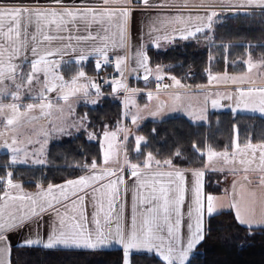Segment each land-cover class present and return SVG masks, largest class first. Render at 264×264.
Returning <instances> with one entry per match:
<instances>
[{
    "label": "crops",
    "instance_id": "obj_1",
    "mask_svg": "<svg viewBox=\"0 0 264 264\" xmlns=\"http://www.w3.org/2000/svg\"><path fill=\"white\" fill-rule=\"evenodd\" d=\"M240 2L241 0H147V4H145L144 0H131V2H129V0H107V3H105V0H62L60 4H57L56 0H0V6H24L40 11L56 10L58 12L63 8H69L74 11L77 9L81 11L84 9H94L97 13H103L102 15H97L95 19H93L91 15L86 19L77 18L74 23L68 24L63 31L59 32L56 31L54 27L50 28L44 21H41L45 34L64 38L63 40L59 38L54 39L45 46L51 50H60L58 55L48 57V60L53 64L58 61L59 66L49 68L60 70L64 77V80L60 81L61 86H63L61 88H69L71 87L70 83L78 77L80 71L89 74V71L92 69H97V62L101 64L100 68L97 70H101L106 65L103 59L96 53V48H105L108 57H125L126 59L121 70L125 77L132 79L137 71H142L135 57V53L137 50L141 49V46H143V51L146 55L148 49L151 47L166 49L176 40H181V37L187 35L188 31H195L196 27H204L209 24L207 17L213 11L216 12V15L212 17L210 27L219 22L220 19H223L225 17L223 13L226 11H235L237 14L240 11L262 10L255 5L248 6L246 4L243 8H240L238 7ZM105 9L115 14L108 15L105 13ZM124 10H127L126 15L123 14ZM210 27H205V30ZM31 31H36L35 22ZM198 34L200 33H197L196 36ZM90 36L96 37V39H91L89 38ZM69 37H72V39H69ZM190 38L193 37H189V39ZM157 42L159 44L158 47L156 46ZM121 43L123 45L122 47ZM82 53L87 56V59L77 63ZM26 55L29 61L34 58L30 51L27 52ZM244 62V67H239L234 71L212 72L208 82L204 85L196 84L189 86L185 83L179 81V83H177V81H175L174 86L172 84L170 86H165L164 89L162 88L163 90L155 91L154 94H161L160 100L166 99V102L163 103V107L157 106L158 109L162 108L159 109V115H166L164 117L183 115L191 121L197 119H203V121H205L211 112L223 110L233 111V109H235L233 112H249L264 117V113L258 110L259 101L261 99L260 92L264 90V75L255 74L253 76L254 79L249 78L251 73L264 70V59H254L249 56ZM147 67L152 72L151 74L150 72L149 74L142 73L143 76L141 79L144 81L145 76L154 75L153 72L158 71V67L160 66H151L148 61ZM29 71L30 63H25L23 67V79L17 77L18 80L24 81V84L27 83L25 88H32L37 85L36 82H31V84L27 82V73ZM220 75L223 77H220ZM82 81L85 82L83 79ZM10 82L12 81L4 80L0 83V86H5ZM118 85L119 84H117V86ZM114 86L116 85L112 87ZM119 90L123 98L127 95L126 92L129 91L131 93L143 92L142 96L145 99L144 93L148 94L149 92L147 88L139 89L137 87H131V90H126V92L123 91V89ZM42 92L46 93L40 90L39 92H29L23 95V98L21 97L20 102H18V105H20L19 111L17 113L10 112V115L4 113L5 115L3 114V116L5 119L13 118V121H16L20 120V117L27 118L42 112L41 109L37 111L40 103L47 104L45 102L47 93L43 99H38ZM181 93H185L186 96L190 97L192 103L197 101V97H195L196 94H206L208 97L204 100V103L202 101L203 105L201 108L195 109L194 106H186V110H182L183 104H186V102H180L183 103L180 109L175 107L177 104L174 99L176 95ZM73 94L75 99L76 97H83V94L86 96L85 99H87V101L90 100V98L96 99L98 95L97 91L95 92V88H89L85 83H76L72 93L67 94L66 91H56L52 92V96L50 97L53 100L56 99L60 101L62 100L60 97L67 95L70 97ZM191 97L194 98L192 99ZM3 99L9 103L12 101V97L7 95L4 96ZM214 101L216 102L215 107L213 106ZM29 104H33L34 107L28 109L27 105ZM72 104L75 106V103ZM253 108L256 110L253 111ZM172 112L173 114H168ZM48 114H50V117L46 119L50 123L58 117L56 113L53 116L51 113ZM23 125L26 124H19V126ZM81 132L86 134L84 130ZM56 141L60 140L57 139ZM53 142H55V140H52L50 145ZM263 144L264 142L244 143L238 138H235L230 148L209 151L211 154L215 153L216 155H211L209 158L207 154L204 165L199 168L178 167L173 165V163H160L157 165L152 164L153 161L148 168H145L143 165L146 162L147 156L143 160L133 158L127 151L125 144L120 150L118 159L115 162H107L103 157V153H101V161L96 164V169L94 171L91 169V166H88L75 176L58 183L49 184L63 186L67 181L77 180L82 176L98 177L97 180H93L84 186H76L75 188L68 186L65 188L64 193L56 189H54L52 193H48L47 199L52 200L53 197H55V200L53 201V207L47 208L46 211L41 214L43 221L42 225L36 223V221L40 220V216H36L32 221L25 223L23 228L13 229L7 232V238L11 242L12 247L10 254L6 253L0 256V259H3L6 264H11L12 248L26 238L35 239L39 237L42 241H46L51 227L54 224L59 226L60 219L65 221L66 227L69 224H82L85 234L87 235L88 232L94 233L95 231V225L92 222L94 212L98 213L97 218L100 219L101 224H104V214L111 212V228L113 232L117 223H119L122 230L127 232L131 229L134 215L137 225L139 226L141 223V214L146 207V205L141 204V197L151 198L154 194L158 196L161 186L169 189L168 194L172 201L181 195L184 197L183 202L179 205V217H177L175 211H173L171 214V221L174 224L177 218L180 219V234L182 239L186 238L188 233L187 225L190 222L188 211L194 199V188L196 185L195 172L203 173L201 178V195L204 203L202 218L204 231L205 221L209 216L207 214V197L209 195L213 197L212 205L215 210L214 213L222 210H231L235 215L237 208H239L242 212H247L254 219L258 220L261 215L264 214V168L259 175H255L254 173L251 178L250 174H248L250 173L248 172V168L244 167L250 165L251 159L250 155H245L251 154L252 148L260 150L261 146H264ZM50 145L44 152V164H33L31 161H26L25 163L11 165V154L7 151L8 158L5 162L0 163V166L5 167L8 165V167H5L6 173H12L11 167L15 166H47L49 164L48 151ZM262 150H264V148H262ZM240 153H244L241 159L238 157ZM220 155L224 157L219 158ZM128 158H130L131 161ZM154 159L156 158L153 156V160ZM211 160L213 162H210ZM132 164L139 165L136 169V171L140 173L138 178L131 176V172L133 171L131 168ZM261 164L264 165V160ZM207 171L217 172V174L213 176V179L215 184L220 187L218 192H211L206 189ZM177 172L181 173V178H177L175 175ZM169 173L172 175H168ZM2 178L3 185L1 186L2 191L0 196L5 197V200L0 201V205H9V207H6L5 216H7L9 212H14L19 215L21 212L29 211L32 207L31 202L26 200H16L13 204V202L7 200L8 196H32L34 199H37L41 192L47 193L49 187V185H46L36 189H28L20 180L11 178L14 184L21 185L20 188H13L7 185L6 175H3ZM121 179L123 183L119 182ZM114 181L116 183L113 184L111 188L106 187V185ZM65 195L67 198H65ZM113 196H115V199H113ZM80 197H83V200H81ZM110 201L112 204L111 208H109ZM39 202H43L42 198L38 200V203ZM155 203H162V200L156 201ZM232 205H236V207L234 208ZM101 206L103 207V211H100ZM57 210L59 211V217L55 214ZM192 222L194 223V221ZM108 227V225H105V231H107ZM166 234L165 230L164 235L166 236ZM33 247L43 248L42 245ZM56 248L63 247L58 246ZM113 248L123 251L122 246L114 242L101 249ZM63 249L89 250L86 248ZM133 253L148 252H138L134 249L130 250L129 264H132L131 254ZM151 254L155 255L154 252ZM162 263L164 264L163 261Z\"/></svg>",
    "mask_w": 264,
    "mask_h": 264
},
{
    "label": "trees",
    "instance_id": "obj_2",
    "mask_svg": "<svg viewBox=\"0 0 264 264\" xmlns=\"http://www.w3.org/2000/svg\"><path fill=\"white\" fill-rule=\"evenodd\" d=\"M207 41L214 43L208 47ZM147 56L151 66H167L179 82L204 85L209 79V67L212 72L234 71L237 70L233 68L234 60H240L237 65L244 67L247 57L261 59L264 56V10L225 16L193 38L176 40L166 49L149 48ZM99 73L95 68L89 71V74ZM139 82L146 84V80ZM78 113L88 117L90 129H101L106 124L114 126L121 116L122 103L108 96L97 106H79ZM138 133L144 141L140 150L131 155L133 158L143 160L151 153L163 163L171 160L178 167L199 168L204 165L209 151L228 149L235 138L244 143L264 142V117L223 110L211 112L205 121L194 122L183 115H171L144 121ZM101 153L99 141L89 140L83 132L77 133L50 145L47 166L12 167L11 178L20 180L28 189L58 183L86 168L80 166H91L94 161L100 163ZM7 158L6 152L1 153L0 163ZM5 174L6 168L0 166V175ZM216 174L206 172L208 191L220 190L213 179ZM204 234L205 239L195 249L189 264H264V228L257 227L249 234L246 226L238 224L233 211L222 210L208 216ZM123 259V251L117 248L76 250L14 246L11 251V264H124ZM131 263L163 264L149 253L131 254Z\"/></svg>",
    "mask_w": 264,
    "mask_h": 264
},
{
    "label": "snow or ice",
    "instance_id": "obj_3",
    "mask_svg": "<svg viewBox=\"0 0 264 264\" xmlns=\"http://www.w3.org/2000/svg\"><path fill=\"white\" fill-rule=\"evenodd\" d=\"M62 0H56L57 4H60ZM131 2V0H129ZM107 3V0H105ZM144 3L147 4V0H144ZM252 6L255 5L260 9L264 10V0H241L238 7L243 8L244 6ZM108 15L115 14L114 12H108L107 9L104 10ZM103 13H97L94 9H84L83 11L77 9L72 10L69 8H63L61 11L56 10H45L40 11L38 9L27 8L24 6H16V7H5L0 6V83L4 80H11L15 82L17 77L23 79V67L25 63H30V71L27 73V82L31 84L33 80L38 79V73L43 71L45 75V91L51 92L54 90L53 87L47 85V77H48V68L49 67H58L59 62H55L53 64L48 60V57H54L60 53V50H51L45 45L49 44L54 39H61L63 37H55L48 34H45L43 31V25L41 21H44L50 28L54 27L56 31H63L68 24L74 23L77 18L86 19L89 15L96 18L97 15H102ZM124 15L127 14V10H124ZM216 15V12H212L208 17L209 24L204 27H196L195 31H188L187 35H183L182 39H189V37H195L197 33H201L205 30V27L211 26L212 17ZM36 25V31H31L33 25ZM91 39H96V37H89ZM72 39V37H69ZM121 43V47H122ZM158 47V42L156 43ZM31 52L33 59L28 60L27 52ZM96 53L99 57H101L104 63H108L109 57L105 48H96ZM135 57L139 67L144 68L145 71H149L148 57L146 53L143 51V46H141L140 50H137L135 53ZM87 56L83 53L79 56L80 61L86 60ZM125 57L116 56L115 65L116 70L121 71L122 65L124 64ZM19 61V62H17ZM43 66V67H42ZM101 64L97 62L96 67L99 69ZM85 73L80 71L78 73L79 77H83ZM57 80L62 79V77H55ZM145 80L148 79L147 76L144 77ZM157 80H160L161 77L157 76ZM174 79V78H173ZM107 82V81H106ZM119 83V82H116ZM177 83H179L177 81ZM123 86V85H121ZM63 87V86H61ZM92 87L96 88L98 94H100V89L97 85L93 84ZM17 91L12 93H3L0 95H11L13 101L20 100L19 90L21 85H16ZM117 88L113 87V92H116ZM261 99L259 101V111L264 113V90L260 92ZM44 93H41V96L38 99H43ZM60 99H67V96H62ZM51 101H48V106H51ZM213 106H216V102H213ZM247 106V104H246ZM9 109L13 113H17L19 111L20 105L17 103H11L7 105ZM34 107L33 104L27 105L28 109H32ZM43 107V105H42ZM4 106L0 104V113L3 112ZM256 109L253 108V111ZM235 111V109H233ZM135 117H133V122H135ZM13 118L7 119V125L13 124ZM105 136H108L109 133L106 131L104 133ZM89 140L93 139V135H89ZM125 140L128 137L124 138ZM144 141L143 137H136V151L140 150V145ZM16 144L15 139H13L12 144L4 143L0 145V147L8 148L12 153V158L10 161L11 165H15L17 163H25V160L19 159V154L25 149H21L18 147H14ZM235 146V145H234ZM250 147V145H249ZM194 150H196V145L193 146ZM264 148V146H262ZM177 156L180 155L179 152L176 153ZM212 155H216L212 153ZM261 159L264 160V151L261 152ZM153 161V156L151 153L147 155L146 162L144 163V167L148 168ZM33 164H44V159L36 158L32 160ZM157 165L160 164L159 161H156ZM165 164H171L172 161L168 160L164 162ZM5 167H8L6 165ZM80 167H87V165H83ZM139 165L132 164L131 168L133 171L131 172V176L134 178H138L140 173L136 171ZM91 169L94 171L96 169V162L94 161L91 165ZM7 185L13 188H20L21 185L14 184L11 177L12 173L7 172ZM168 175H172L169 173ZM177 178H181V173H175ZM194 176L196 177V185L194 188V199L192 205L189 207L188 217L189 223L187 225L188 233L186 238L181 237L180 234V219L177 218L175 223L173 224L171 221V214L175 211L177 217H179V205L183 202V195L177 197L174 201L170 200L169 197V189H166L164 186L160 187L159 195H152L151 198L141 197V204L146 205L144 212L142 215V220L139 226L136 223L135 215L132 218V226L131 229L125 232L119 226V223L116 224L115 230L113 232L111 228L112 220H111V212L104 214V224H101L100 219L97 218L98 213L94 212L92 217V222L95 225V231L88 232L85 234L83 229V225L80 223L69 224L67 227L65 226V221L63 219L59 220V226L55 224L51 227L49 235L46 241H42L39 237L26 238L25 240L19 242L16 247H33L42 245L45 249H54L58 246L63 248H86L89 250H99L103 247H107L113 242L117 245H121L124 254V264H129V256L130 250H136L138 252L147 251L149 254L155 253L156 256L160 258L164 262V264H189L190 259L192 258V254L194 253L197 246L205 239V234L202 226V218L204 211V203L201 195V178L203 176L202 172H195ZM96 176H82L77 180H69L63 186H54L49 185L47 189V193L41 192L39 194V198L34 199L32 196H19V197H11L8 196L7 200L15 203L16 200L20 201H29L31 202V209L27 212H21L17 215L14 212H9L7 216H5L6 207L9 205H0V256L8 253L10 254L11 250V242L7 238V232L13 229H21L24 227L25 223L32 221L34 217L40 216V220L36 221V223L42 225V213L46 211L47 208L53 207V201L47 199V194L52 193L54 189L59 190L61 193H64L65 188L68 186H72L75 188L76 186H84L89 184L93 180H97ZM3 180V178H0ZM123 183L122 179L119 181ZM116 182H112L106 187L111 188L113 184ZM39 187V185L37 186ZM155 191V190H154ZM42 198L43 202H39L38 200ZM65 198L67 196L65 195ZM83 200V197H80ZM115 199V196H113ZM5 197L0 196V201H4ZM162 203H155L156 201H161ZM213 197L209 195L207 197V214L212 216L214 214V208L212 205ZM59 202V201H56ZM38 205V207H37ZM174 205V206H173ZM194 205V206H193ZM112 207L111 201L109 202V208ZM232 207H236V205H232ZM135 208V205H134ZM100 211H103V207L101 206ZM56 216L59 217V211L55 212ZM235 219L241 226H246L249 229V234H253V230L257 227L264 228V214L261 215L260 219H254L247 212H242L239 208L236 210ZM194 221V223L192 222ZM105 225H108L107 231H105ZM166 230V236L164 235ZM0 264H6L3 259H0Z\"/></svg>",
    "mask_w": 264,
    "mask_h": 264
},
{
    "label": "rangeland",
    "instance_id": "obj_4",
    "mask_svg": "<svg viewBox=\"0 0 264 264\" xmlns=\"http://www.w3.org/2000/svg\"><path fill=\"white\" fill-rule=\"evenodd\" d=\"M247 12V11H246ZM214 41H207L208 47L213 45ZM216 53V52H215ZM261 59H264V56H261ZM235 64L234 67L235 69H238L239 66L237 63L240 61L238 59L234 60ZM167 67V66H166ZM164 66L158 67V71L153 72L154 75H149L148 79L146 80V86L143 85L144 82H139L135 81L133 78L130 80L129 86L125 88V86L121 85H116L115 87L117 88L116 92H113V87L104 90L103 92L100 91V94L97 95V100L90 98V100L87 101L86 96L82 94L83 97H76L74 94L71 95L70 97L67 95V99H62L60 101H57L56 99H52L50 96H52V92L56 91H61L66 93H72L74 91V85L76 83H85L86 85L89 86V88L92 87V82L94 79V76L97 74H86L83 77H76L75 80H73L71 84V87L67 88H61L60 81L64 80V77L62 76V73L60 70L56 69H48V77H47V85L50 87H53L54 90L51 92L45 91V75L44 72L41 71L39 72L38 79L33 80L32 82H36L37 85H35L32 88H25L26 84H24V81L22 82L21 80L16 79L15 82H10L6 84L5 86H0V94L3 93H12L16 92L17 88L16 85L19 84L21 85V88L19 90V95L22 97L23 95L29 93V92H39L40 90L45 91L47 95L45 96L46 93H44L45 102L47 104H39L38 105V110L41 109L42 112L35 116L27 117V118H21L20 120H16L14 122H20L24 123L26 125L19 126L20 123H14L12 125H7V119L3 116L4 113L6 115H10L9 113L12 112L11 109L7 107V105L11 103H17L20 102L18 101H12L9 103L8 101H5L3 99L4 96L6 95H0V104L4 106L3 112L0 113V145L4 143L12 144L13 139H15L16 144L13 145L14 147H18L21 149H25L26 152L22 151L19 154V159L25 160V161H31L36 158L44 159L45 155V150L47 147L50 145L51 141L53 140H63L64 138L71 137L74 134L85 131L87 138L89 137L90 134L93 135V139L91 140H97L100 143V147L103 153L104 159L109 162H115L118 159V154L120 153V150L123 148V145H126L127 151L130 153V155H135L136 154V137H142L138 133V127L146 121L148 118H153V119H160L164 118L166 115H159V108L163 107V103L166 102V99H159L161 94H154L155 91H160L161 89L156 86V77L161 76V77H169L171 79V83L167 84L166 86H170L174 83L175 81H179L178 79H175L168 70ZM149 69V68H148ZM157 69V68H156ZM140 71L141 73L149 74V71H145L144 68H141ZM152 71H150L151 74ZM212 74V67L208 68V76ZM255 74H260L264 75V70L261 72H256V73H251V76L249 75L250 79H254ZM62 77V79L57 80L55 77ZM220 77H223L220 75ZM174 78V79H173ZM85 80V82L82 81ZM154 79V82L152 83V80ZM220 79V78H219ZM209 80V79H208ZM173 82V83H172ZM41 83V84H38ZM131 87H137L139 89L141 88H147L149 89L148 94L144 93L145 99L143 98L142 94L143 92H136V93H131L128 90H131ZM94 89V87H92ZM165 88V86H164ZM163 88V89H164ZM119 89H124L123 91L128 92L127 95L123 98L122 93L120 92ZM162 89V90H163ZM92 90V89H91ZM96 92V88H95ZM123 92V93H125ZM11 96V95H7ZM113 97L116 99H120L122 103V113L120 118L115 122L114 126H110L109 124H106L105 127L101 129H90L88 127L89 125V119L87 116L83 114L78 113V107L81 105H89V106H97L99 105L104 97ZM200 96V97H199ZM195 97H197V101L191 102L190 97L186 96L185 93H181L179 95H176L174 98L176 100L175 107L177 108H182V104L180 103L181 101L186 102V104H183L182 110H186V106H194L195 109L201 108L204 100L207 99L206 94H196ZM23 98V97H22ZM80 98V99H78ZM163 98V97H162ZM192 99L194 97H191ZM51 101V106H48V101ZM203 101V103H202ZM59 102V103H58ZM75 103V106L72 104ZM43 105V107H42ZM73 106V107H72ZM76 107V109H75ZM53 116L55 113L58 114L57 119L48 122L46 118L50 117V114ZM168 114H173L168 113ZM5 115V114H4ZM60 116V117H59ZM133 117H135V122H133ZM60 118V119H59ZM194 122H200L203 121V119H197V120H192ZM108 132L109 135L105 136L104 133ZM123 136V137H122ZM128 137L127 140L124 138ZM89 139V138H88ZM132 140L134 144H132ZM130 144V145H129ZM264 145V144H263ZM0 154L3 152H10L11 158H12V153L8 148H3L0 147ZM212 151V150H211ZM264 151L262 150V146L260 150L256 148H252L251 154H246L245 156L251 157L250 159V165L248 167V174H250L251 178L253 177V174L259 175L261 170L264 168V165L261 163L263 160L261 159V152ZM128 154V153H127ZM208 157L212 155L211 152H208ZM244 156V153H240L238 155L239 159ZM217 157V156H215ZM224 156H219V158H223ZM130 161L131 159L128 158ZM146 161V160H145ZM156 161H159L157 159H154L152 164H157ZM160 163H163L162 161H159ZM210 162H213L212 160ZM242 164V163H240ZM5 168V167H4ZM12 168V167H11ZM0 178H2V175H0Z\"/></svg>",
    "mask_w": 264,
    "mask_h": 264
},
{
    "label": "built area",
    "instance_id": "obj_5",
    "mask_svg": "<svg viewBox=\"0 0 264 264\" xmlns=\"http://www.w3.org/2000/svg\"><path fill=\"white\" fill-rule=\"evenodd\" d=\"M115 58H116L115 56H109V61L108 63H106V66L103 68L100 75L93 79V84L97 85L100 91L105 90L111 85L128 84V79L125 78L122 70L121 71L116 70ZM141 76L142 74L138 72L135 77L140 78ZM169 83H170L169 78L163 77L157 81V87L163 88L166 84ZM1 184H2V180H0V185Z\"/></svg>",
    "mask_w": 264,
    "mask_h": 264
},
{
    "label": "water",
    "instance_id": "obj_6",
    "mask_svg": "<svg viewBox=\"0 0 264 264\" xmlns=\"http://www.w3.org/2000/svg\"><path fill=\"white\" fill-rule=\"evenodd\" d=\"M223 14H224L225 16H233V15L236 14V12H235V11H226V12H224Z\"/></svg>",
    "mask_w": 264,
    "mask_h": 264
}]
</instances>
